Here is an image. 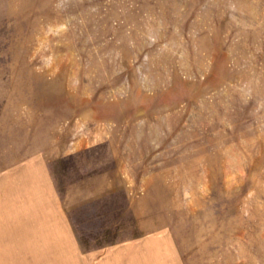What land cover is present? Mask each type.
I'll use <instances>...</instances> for the list:
<instances>
[{"label": "rangeland", "instance_id": "obj_1", "mask_svg": "<svg viewBox=\"0 0 264 264\" xmlns=\"http://www.w3.org/2000/svg\"><path fill=\"white\" fill-rule=\"evenodd\" d=\"M0 264H264V0H0Z\"/></svg>", "mask_w": 264, "mask_h": 264}, {"label": "crops", "instance_id": "obj_2", "mask_svg": "<svg viewBox=\"0 0 264 264\" xmlns=\"http://www.w3.org/2000/svg\"><path fill=\"white\" fill-rule=\"evenodd\" d=\"M45 180V182L47 183V185L44 187V186H39V191L43 194L44 192H45V189L47 190V193H48V195H52V196H56V192H55V190H54V187H52L53 185H51L50 183H49V179H48V176L44 179ZM43 197V199H44V196H42ZM56 198V197H55ZM58 199V198H57ZM44 203V202H43ZM50 203V205H52V203H51V201L49 202ZM48 203V204H49ZM41 205H42V202H41ZM49 207H51V206H43L42 207V209H44V210H49V209H51V208H49ZM61 208V207H60Z\"/></svg>", "mask_w": 264, "mask_h": 264}]
</instances>
